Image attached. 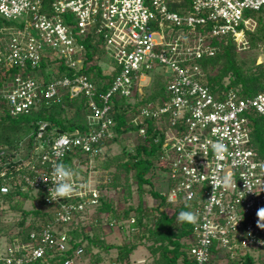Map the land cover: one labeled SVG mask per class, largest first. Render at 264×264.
Listing matches in <instances>:
<instances>
[{
	"label": "built area",
	"instance_id": "1",
	"mask_svg": "<svg viewBox=\"0 0 264 264\" xmlns=\"http://www.w3.org/2000/svg\"><path fill=\"white\" fill-rule=\"evenodd\" d=\"M247 10L264 14V0H192L183 11L172 9L171 0H0V73L12 69L0 85V108L13 116L30 114L68 92L87 98L90 124L88 132L54 136L46 134L43 121L31 144L1 150L0 192L12 185L34 195L43 192L52 211V221L32 229L27 240L0 234L1 262L38 264L48 254L74 249L69 226L87 218L101 202V186L113 180L114 168L95 169L91 163L118 134L114 98L139 102L130 116L131 124L140 126L139 136L149 120L164 132L166 199L188 203L196 217L191 258L210 264L218 249L231 257L256 253L264 260V227L258 226L264 219L257 215L264 208V158L252 145L251 126V117L264 115V90L249 97L234 87L214 91L202 65L219 48L214 38L230 37L238 50L249 48L258 19L246 16ZM89 38L117 65L111 66L107 91H99L85 72L93 63L86 61L88 48L94 49ZM43 58L55 74L60 64L70 74L47 80L40 74ZM160 70L166 94L161 103L143 102L142 86ZM74 151L88 155L90 170L85 173L82 159H75L72 195L52 200L53 168ZM83 252L78 246L75 255L81 258ZM64 264L77 261L67 257Z\"/></svg>",
	"mask_w": 264,
	"mask_h": 264
},
{
	"label": "trees",
	"instance_id": "2",
	"mask_svg": "<svg viewBox=\"0 0 264 264\" xmlns=\"http://www.w3.org/2000/svg\"><path fill=\"white\" fill-rule=\"evenodd\" d=\"M191 4L192 0H171V8L177 11L190 8ZM257 19L256 31L249 35V48L253 46L262 47L264 44V14L260 12L257 15ZM86 43L88 47L93 46L94 49L90 50L88 48L87 50V64L93 63L85 69V72L96 83L99 91H107L113 76L103 72L99 62L96 61L100 57L97 54V45L92 43L91 38ZM213 44L219 46L216 54L202 60V65L207 73V82L212 90L222 91L229 87H234L242 97L253 96L264 90V62L257 63L258 55L250 60H239L238 51L241 50L237 49L236 44L230 37L214 38ZM98 49L100 50V48ZM95 55L98 57H95ZM48 61V59L43 58L40 68L41 76L47 80L53 74L57 76L70 74L64 67V64H60L61 69L55 74V71L52 72L48 68ZM160 72L156 71L154 86L152 84L149 85L143 102L161 103L162 96L164 97L166 94L167 79L161 70ZM11 75L12 69L2 70L0 73V85H2L5 79H10ZM226 77L230 79L228 84L225 82ZM113 101V117L118 134L114 139L104 143L107 145L122 139L124 141L128 140L129 135L133 133L139 136L138 130L140 126H134L130 121V116L138 110L139 102L128 101L125 98H114ZM87 106V98L85 96L73 98L70 97L68 92H62L58 98L50 100L48 104L43 105L40 109L30 114L13 116L7 112L6 107L0 108V152L3 149L12 150L17 148L21 142H24L26 145L31 144L40 123L43 121L48 123L47 135L52 134L56 136L62 132L75 131L88 132L90 124L87 119ZM71 112L74 113L71 115ZM166 124H163L165 130L167 129ZM145 126L147 132L144 136H139L134 149L130 150L126 144L123 146L120 154L111 156L109 154L110 148H107L105 159L95 165V169L114 168L115 174L111 182L101 186L104 192L101 202L94 206L92 212L89 210L86 212L87 218L76 221L69 226L68 233L74 249L66 255L51 257L48 254L38 264H64L67 257H74L78 264L83 261H85L84 264H101L103 261L101 256L95 254L93 258L90 250L94 246H102L100 242L103 240L104 225H112L114 222H117L118 224L120 223L119 227L123 229V221L126 219L130 221L132 218L135 221L133 223L130 222L131 227L136 232H140V228L143 227L145 231L142 237L146 236V232H148V238L153 239V244L156 245L153 247V252H160L157 264H176L180 258L182 264H197L190 256L194 237V221L178 220L181 212H189L190 205L186 202L169 203L164 190H162V187L166 185V173H168L167 164L161 159L164 132L158 129L154 121L149 120L145 123ZM251 126L252 145L258 150L260 156L264 158V115L251 117ZM75 159H82L85 165V173L89 171V157L79 151L70 152L64 159V164L74 167ZM84 168L82 167L81 169L83 170ZM122 171L135 175L140 192V201L136 206L129 204L120 209L114 200L109 197V191L122 186L119 184V175ZM146 184H149L151 187V195L156 200H160V205L155 207L158 209L156 210L157 214L153 213V208L147 209L145 201L142 200V192ZM127 189L130 190V187H127ZM125 191L126 189L123 188V195H125ZM128 195L130 197V191ZM32 199L36 201V205L33 206V209H26V202ZM3 204H7L13 210L23 212L24 214L23 218L20 217L16 219V222L11 224V229L0 226V234H4L8 238L21 237L27 240L32 229L52 221V211L44 203L43 192L34 195L32 189L23 190L21 186L12 185L7 193L0 192V208ZM161 205L173 207L172 212L162 209ZM29 216L33 220L26 225ZM89 219L90 221H88ZM88 226L90 229H87ZM184 238L185 240H183ZM78 246L84 247L81 258L75 255V250ZM113 246L107 245L104 248L105 250H109ZM116 247L119 249V256L113 263L127 264L128 259L126 258L130 256L136 244ZM214 252L215 256L210 264H256V259L251 253L245 255L237 254L236 257H231L229 254H224L218 249H215ZM221 253L226 258V263L218 260ZM259 261L261 264H264L263 259ZM0 264L4 263L0 261ZM144 264L148 263L145 262Z\"/></svg>",
	"mask_w": 264,
	"mask_h": 264
},
{
	"label": "rangeland",
	"instance_id": "3",
	"mask_svg": "<svg viewBox=\"0 0 264 264\" xmlns=\"http://www.w3.org/2000/svg\"><path fill=\"white\" fill-rule=\"evenodd\" d=\"M261 11H253V10H247L246 12V16L247 15H251L254 17H257L258 14H260ZM97 47L100 48V50L97 48V54L100 56L96 61L99 62L100 67L102 68L103 72H105L106 74H111L114 73L111 70V66L112 65H116V63L107 55V53L105 52V50L103 48H101L100 43H97ZM238 58L239 60H250L252 59L254 56L258 55L257 58V63L260 62V60H264V48L262 47H252L249 49H245V50H241L238 51ZM95 61V62H96ZM112 75V74H111ZM163 76V74H162ZM156 79V72L154 74H152V78L146 80V85L147 86H142L143 88H145V94L147 91V88L149 87V85H153L154 86V81ZM230 81V79L228 77H226L225 82L226 84H228ZM139 97V96H138ZM138 100V99H136ZM74 113V112H73ZM71 112V115L73 114ZM86 122V121H85ZM139 139V136L136 133L130 134L128 137V140L126 139L125 141L122 140H118L116 142H112L110 144H108L106 146L105 149V154L104 156H99L98 159L93 160V162L91 163L92 166L96 165L98 162L101 163V161H103L105 159V155L107 148H110L109 150V154L111 156H116L117 154H120V152L123 149V146L127 144L128 148L134 149V146L137 144V140ZM90 170V169H89ZM115 174V170L114 171H110L109 175L112 177H114ZM112 177V178H113ZM119 184L122 185L120 186V188L109 191V197L112 198L115 202L116 205H118V207L120 209H123L124 207L128 206L129 204H132L134 206H136L137 204H139L140 201V192L138 190V183L136 180V177L133 173H127L126 171H122L119 175ZM127 187H130V190L127 189ZM123 188L126 189L125 191V195H123ZM150 185L146 184L144 186L143 192H142V200L145 201V205L147 209H151L153 208L154 210V214H157L158 210L157 205H160V200H156L155 197H153L151 195V191H150ZM164 190V186L162 187ZM129 191H130V197H129ZM34 194V193H33ZM128 196V197H127ZM36 205V201L34 199L32 200H28V202H26L25 204V208L26 209H33V206ZM161 208L164 210H169V212H172L173 207L169 206V205H161ZM187 208V207H186ZM188 209V208H187ZM192 208L190 207L189 212H192ZM156 211V212H155ZM160 213V212H159ZM23 218L24 214L23 212L20 211H15L13 210L9 205L7 204H3V206L0 208V226H4L6 228L11 229V224H13L14 222H16V219L19 218ZM105 219V218H104ZM32 217H28V222L26 223L29 224V222H32ZM90 221V219L88 220ZM130 222H132L131 220L129 221L128 219L123 221V229L119 227L120 223L118 224L117 222H114L112 225L110 224H105L104 225V229H103V240L100 242V245L102 246H94L93 248H91L90 250V254H92L93 258L95 254H99L102 258V263L101 264H114L113 261L119 256V249L116 246H121V245H133L136 244L135 249L132 251V253L130 254V256H128L126 259H128L127 264H134V263H138L140 261H143L144 263H148V264H157V259H159L160 257V252L158 253H154L153 252V247L156 246L155 244H153V239H149L148 238V232H146V236L142 237L143 232L145 231L144 228H140V232H136L134 230V228L131 227ZM87 229H90V227L88 226ZM136 232V233H135ZM101 234V232H100ZM185 240V238L183 239ZM107 245H114L113 247H111L109 250H105L104 246ZM256 264H261L260 263V259L261 257L259 256V254H253ZM90 258V256H88ZM86 259H88L86 257ZM218 260L220 262H224L226 263L227 260L226 258L223 257V253H221V256L218 258ZM262 261V260H261ZM85 261H83L82 263L79 262V264H84ZM78 264V263H77ZM176 264H182V260L181 258L179 259L178 263Z\"/></svg>",
	"mask_w": 264,
	"mask_h": 264
},
{
	"label": "clouds",
	"instance_id": "4",
	"mask_svg": "<svg viewBox=\"0 0 264 264\" xmlns=\"http://www.w3.org/2000/svg\"><path fill=\"white\" fill-rule=\"evenodd\" d=\"M53 185L54 187L49 189L52 200L63 199L70 197L74 191V184L71 182L72 177L75 175L74 171L68 165L64 163H58L53 168ZM257 215L264 219V208L258 210ZM196 217L191 212H181L178 216L179 221H195ZM264 227V224L258 225Z\"/></svg>",
	"mask_w": 264,
	"mask_h": 264
}]
</instances>
